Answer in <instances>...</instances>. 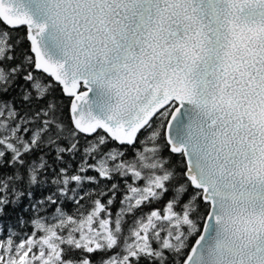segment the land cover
Here are the masks:
<instances>
[{
    "label": "snow or ice",
    "instance_id": "6c2138e0",
    "mask_svg": "<svg viewBox=\"0 0 264 264\" xmlns=\"http://www.w3.org/2000/svg\"><path fill=\"white\" fill-rule=\"evenodd\" d=\"M0 264H264V0H0Z\"/></svg>",
    "mask_w": 264,
    "mask_h": 264
},
{
    "label": "trees",
    "instance_id": "16d2710c",
    "mask_svg": "<svg viewBox=\"0 0 264 264\" xmlns=\"http://www.w3.org/2000/svg\"><path fill=\"white\" fill-rule=\"evenodd\" d=\"M24 32H25V29H24L23 27H21V28L18 30V33H19V35L21 36V38H23ZM28 47H29V43H28L27 41H24L23 43L20 44V46H19V48L17 49V51H18V52H22L23 50L28 49ZM19 83H20V84H23L24 82H23V81H19ZM12 95L15 96L16 93L13 92ZM55 96H56L58 99H62L65 105L68 104V99L65 98V97H62V96L60 95L59 89H57V91L55 92ZM67 112H68V109H67V107H65V108H64L65 116H67ZM128 155L131 157V155H132L131 151H129ZM165 155H167L166 152H165ZM78 160H79V157H77V160L72 161V165H73V167H75V165H76V163H77ZM4 171H5V172H9V171H11V169H9V168H5ZM90 174H92V173H90ZM37 194L39 195V193H37Z\"/></svg>",
    "mask_w": 264,
    "mask_h": 264
}]
</instances>
